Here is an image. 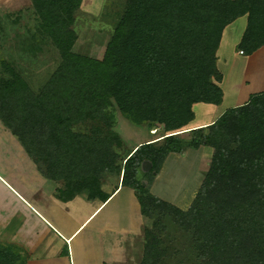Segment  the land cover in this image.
Returning a JSON list of instances; mask_svg holds the SVG:
<instances>
[{"label":"trees","instance_id":"1","mask_svg":"<svg viewBox=\"0 0 264 264\" xmlns=\"http://www.w3.org/2000/svg\"><path fill=\"white\" fill-rule=\"evenodd\" d=\"M30 1L37 23L23 49L36 56L50 43L61 63L35 92L1 59L0 122L45 179L63 183L57 198L87 192L106 203L102 180L115 175L134 191L142 216L156 219L139 264H264V92L181 137L195 120L194 105L223 103L217 54L225 30L247 17L238 51L251 56L264 47V0H125L102 59L74 51L84 0ZM115 111L135 125L160 123L161 146L148 142L123 157ZM203 146L213 159L187 211L150 193L169 155ZM145 165L146 184L138 178ZM169 217L192 258L176 262L175 235L161 238ZM27 261L23 248L0 243V264Z\"/></svg>","mask_w":264,"mask_h":264},{"label":"rangeland","instance_id":"2","mask_svg":"<svg viewBox=\"0 0 264 264\" xmlns=\"http://www.w3.org/2000/svg\"><path fill=\"white\" fill-rule=\"evenodd\" d=\"M124 1L125 0H92V5H89L90 2L88 4L87 2L85 3V7L81 9L80 14L77 13L79 14L78 16L76 14L77 21L75 28L79 39L74 49L75 52L96 59L103 58L107 45L115 30V26L120 18L122 3ZM36 23L37 19L32 9L31 2H27V0H0V24L4 27L1 35L2 40H0V60L6 59L8 62L15 64L31 86L32 90L39 92L55 72L61 63V59L57 50L51 46L50 43L43 45V49L36 56L26 53L23 49L25 42L31 38L30 36L32 35H30V32L33 30L34 26H36ZM246 26L247 17L238 19L227 30L226 38L223 41L219 59H221V69L224 70L226 76V83L224 85L226 100L223 106L216 110V112H221L226 108L228 109L229 104L232 103H240L242 101L245 103L251 94L254 95L258 90L264 89V52L261 53L262 56L259 54L252 59H250L249 56L241 57L235 54V52L240 53L237 46L239 45L238 42L244 33ZM227 55L229 57L228 65L224 66L223 62L225 60L227 61ZM202 107H207L208 115L200 114ZM211 107L212 106H209L208 104H199V106H197L196 112L198 114V123L207 122L212 119L211 116L214 114V109L216 107ZM115 118L116 125L113 130L118 133L122 140L123 157L127 156L128 153L132 152L140 144L148 143V141L162 140L163 136L166 134L160 123H155L151 128L148 123L135 125L124 118L119 111H115ZM198 123L195 122L193 125L196 126ZM82 130L87 131L85 126L82 127ZM191 130L192 128L187 126V130L181 132L183 133L181 137L188 139L191 136ZM154 132H157V134H154ZM162 143L163 141H160L155 145L158 147L161 146ZM17 145H20L18 141L8 133L0 123V150L2 149L0 155L3 154L5 156L7 154L10 155V158L12 159L0 161V176L8 179L4 172L7 170H13L16 166L18 170H16L15 173L18 177H21V175L24 174L23 177L27 181H22L24 182L23 186H25L26 190L28 191L30 187L34 188L32 197L37 206L39 208L41 205L52 207L54 216L60 218V224H62L61 220H63L66 221V224L69 223V226H76L71 218L65 216L66 210L70 214L72 213L67 208L65 211L55 209L50 197H47L44 194V191H46L51 195L48 192V187L57 190L58 188L63 187V183H54L51 181L46 182V190L37 188L39 186L34 187V184L39 185L41 183L38 182L37 174L34 170L30 169V163L32 162L28 156L24 151L22 152L20 147H18V150L14 149ZM213 154V149L203 146L199 150L189 149L182 154L169 155L163 164L161 172L155 177V180L150 185V193L156 198L180 208L182 211H187L197 196L204 177L210 168ZM148 169L149 166L145 165L138 175V178L143 180L144 184L147 183V179L143 176V172H146ZM118 183V176L106 175L102 180V190L106 193L111 192L113 191L112 189L116 188ZM5 189V185L0 180V191ZM129 190V188L125 189L123 194L117 198L115 202H113L108 208L104 209V211H99L83 227L80 235L77 234L79 236L76 240H74L75 238L73 239V248L76 256L79 253L80 241H87L88 248H86V253L88 257L90 256L89 250H94L96 245L103 243L105 236L108 242L109 234L107 232L103 235L102 232L96 231L97 226L103 220L114 227V233L112 234L114 245L123 246V244L125 245L129 240L134 241L132 235H128L129 238H127L124 232H120L124 229H136L137 224H139V217L142 218L141 210H136V207L134 210V207H131V204H125V196L129 193ZM86 195L87 192L79 194V196H77L78 199H76L75 202L76 205L73 207L77 208V210L74 211L72 209L75 219H79L78 217H80L81 221H85L93 212L94 207L98 206L97 203H94L98 200H90ZM56 197L55 194V198ZM143 219L145 244V230L147 228L152 229L153 222H155L156 219L147 217H144ZM16 221L17 219L15 222ZM15 222V226L19 225L18 221V224ZM161 227L162 239L172 234L176 237L174 240L176 246L173 247L175 249L177 248L179 252L175 257L176 262H180V255H187L189 256V259L195 256L191 248L188 247L189 249L187 250L186 244L188 243V240L186 239V236L181 233L177 226H175L170 217ZM5 236L6 234L4 237ZM91 242L92 245L89 248ZM135 242L136 244L138 243L137 237L135 238ZM165 243L168 244L169 242L166 240ZM168 245L170 246L171 244ZM172 252L177 251L173 250ZM92 258H96L95 255H92ZM184 260L185 261L181 262H186L188 257H185ZM128 264H134V262L129 261Z\"/></svg>","mask_w":264,"mask_h":264},{"label":"crops","instance_id":"3","mask_svg":"<svg viewBox=\"0 0 264 264\" xmlns=\"http://www.w3.org/2000/svg\"><path fill=\"white\" fill-rule=\"evenodd\" d=\"M27 2H31V1L27 0ZM86 2L87 4L90 2L89 5H92V0H84L81 9L85 7ZM81 9L78 11L79 14L81 12ZM79 14H77V16ZM76 21H77V18H76ZM230 26L224 32L223 40L221 42V46L217 54L218 56L217 64L224 78L222 83H220V86L224 92L223 103L220 106L209 105L212 107H216L214 109L215 110L214 114L211 116L212 119L210 121L200 122V123L197 122L198 114L196 112V108L197 106H199V104L194 105L195 120L189 125L192 129L203 128V127L213 124L226 110L230 108L238 107L239 105H242V104H246L247 102H249L251 96H253L251 94L247 98L245 103L244 101L240 103L238 102L232 103V104H229L228 109L226 108L222 110L221 112H216V110H218L219 108L223 106L226 100V94H225V89H224V85L226 83V76H225L224 70L221 69V66H220L221 59H219L220 58L219 54L223 46V41L226 38L227 30L230 28ZM241 38L238 43H240ZM262 52H264V47L259 49L253 55L249 56V58L250 59L255 58ZM235 54L241 57H245V55H240V53L235 52ZM260 56H262V54ZM228 58L229 57L227 55V61L225 60L223 62L224 66L228 65V61H229ZM263 92H264V89L258 90L254 95L263 93ZM200 114L208 115L207 107H202L200 110ZM195 122L198 123V125L194 126L193 124ZM5 130L8 133H10L6 128ZM13 137L17 140L15 136ZM159 141L160 140H157V141L154 140L152 142L156 143ZM18 147L21 148L22 152L24 151L21 145L15 146L14 149L18 150L19 149ZM9 159H11L10 155H7V154L5 156L3 154L0 155V161L2 160L6 161ZM31 162L32 163H30L31 164L30 169L34 170V172L37 174L38 182L41 183L39 185L34 184L33 186L34 187L39 186L37 188L46 190L45 183L49 181L45 179L38 172L37 167L33 163V161ZM16 170L18 169L15 166L13 170H7L6 172H4L7 175L8 179H5L2 176H0V180L3 182V184L6 187L5 190L0 191V242L15 244L23 248V250L28 255L27 264H73V262L74 264H128L129 261L134 262V264H139L141 262L143 255H144V219H143L144 217L142 215H141L142 218L139 217L138 219L139 224H137L136 229L135 228L131 230L124 229L120 231L121 233L124 232L127 238H129V236L132 235L134 241L126 240L127 242L125 243V245L123 244V246L114 245L113 235H112L114 233V227H112L111 224L109 223L107 224L106 221L103 220L97 226L96 231L102 232L103 235L107 232L109 234L108 242L105 236L103 243H99L100 245H96L94 247L95 249L93 248L94 250H91V249L89 250V253H90L89 257L86 253V248H88V243H86L87 242L86 240L79 242V253L77 254V256L73 248V242L81 234L83 227L99 211H104V209L108 208L113 202H115L117 198H119L123 194L125 189H128V187L122 186L121 179H119V183L116 186V188L112 189L113 191L107 192L109 195H111V197L106 203L99 201L98 199H95L98 201H95L94 203H97L98 206L94 207L93 212L90 214V216L87 217L85 221H81L80 217H78L79 219H75L74 213L72 212V209L74 211L77 210V208H73L76 205L75 202H76V199H78L77 197L70 202H62L57 197L55 198L56 189L48 187V192L51 195H49L46 191H44V194L47 197H50V199L53 202L54 208L58 209L59 211H62V210L65 211V209L67 208L72 213L70 214L67 210L65 213L66 214L65 216L68 218H71L76 224V226L74 224H73L74 226H69V223L66 224V221H63V220H61L62 224L59 223L60 218L54 216V211L52 207H49L48 205L47 206L41 205L39 208L37 206L35 200L32 197L34 188L30 187L29 190L27 191L25 186H23L24 182H22V181L27 182L23 177L24 174H22L21 177H18V175L15 173ZM128 192L129 193H127V195L125 196L126 197L125 204L126 203L131 204L132 205L131 207H134V210L136 207L137 208L136 210L140 211L141 210L140 204L138 203V200L133 190L130 189ZM86 196L88 197V193ZM16 219L19 225L15 226L14 222ZM17 221L15 223H17ZM5 234L6 236L4 237ZM136 237L138 238L137 244L135 242ZM91 245H92V242L90 243L89 248ZM92 255H95L96 258H92Z\"/></svg>","mask_w":264,"mask_h":264},{"label":"built area","instance_id":"4","mask_svg":"<svg viewBox=\"0 0 264 264\" xmlns=\"http://www.w3.org/2000/svg\"><path fill=\"white\" fill-rule=\"evenodd\" d=\"M241 53V55H244V53L243 52H240Z\"/></svg>","mask_w":264,"mask_h":264},{"label":"flooded vegetation","instance_id":"5","mask_svg":"<svg viewBox=\"0 0 264 264\" xmlns=\"http://www.w3.org/2000/svg\"><path fill=\"white\" fill-rule=\"evenodd\" d=\"M154 134H157V132H154Z\"/></svg>","mask_w":264,"mask_h":264}]
</instances>
